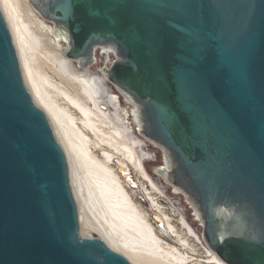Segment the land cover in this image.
<instances>
[{
  "label": "water",
  "instance_id": "obj_1",
  "mask_svg": "<svg viewBox=\"0 0 264 264\" xmlns=\"http://www.w3.org/2000/svg\"><path fill=\"white\" fill-rule=\"evenodd\" d=\"M26 1L51 48L107 82L153 156L146 173L203 245L264 264V0ZM0 264H131L83 221L1 6Z\"/></svg>",
  "mask_w": 264,
  "mask_h": 264
},
{
  "label": "bare ground",
  "instance_id": "obj_2",
  "mask_svg": "<svg viewBox=\"0 0 264 264\" xmlns=\"http://www.w3.org/2000/svg\"><path fill=\"white\" fill-rule=\"evenodd\" d=\"M14 1L0 0V6L18 51L25 82L48 115L69 165L74 167L73 173L70 170L74 190L79 198L81 193L84 197L80 198V208L83 203V209L94 220L89 218L87 227L96 230L105 241L108 238L113 249L131 264H224L202 244L182 216L179 222L186 233L179 232L153 196L154 191L161 190L143 167L153 156L143 152L147 143L135 134V129L125 126L114 113L115 104L104 78L91 70L77 71L62 51L51 48L52 36L42 32L45 20L21 0L28 16L25 19L15 6L20 0ZM33 38L49 51L46 52L63 80L60 83H54L41 68L32 47ZM130 169L149 185L132 179ZM135 195L147 201L146 210L135 201ZM153 216L154 221L158 220L160 234L175 238V245L158 234L151 222ZM197 251L202 260L196 263L193 255Z\"/></svg>",
  "mask_w": 264,
  "mask_h": 264
},
{
  "label": "rangeland",
  "instance_id": "obj_3",
  "mask_svg": "<svg viewBox=\"0 0 264 264\" xmlns=\"http://www.w3.org/2000/svg\"><path fill=\"white\" fill-rule=\"evenodd\" d=\"M17 1H19V0H16V1H14V3L16 2L17 3ZM24 2H25V4L26 5H28V6H30L27 2H26V0H23ZM19 3V4H18ZM17 4H15V6L17 7L16 9H21V10H18V14L19 15H21L22 17H24L25 19H27L28 18V16L26 15L27 13H26V10H24V7H23V3H21V0L18 2ZM22 6H21V5ZM18 5V6H17ZM20 5V6H19ZM20 11V12H19ZM26 15V16H25ZM27 17V18H26ZM39 17V16H38ZM40 18V17H39ZM35 28V27H34ZM31 32V31H30ZM48 36H50V35H48ZM51 37V36H50ZM52 38V37H51ZM34 40V41H33ZM32 41H33V46L32 47H34L33 49H35L34 51V53H35V55H36V59H38L37 61H39L38 63L40 64V66H41V68L44 70V72H46L47 74H48V76L50 77V79L54 82V83H60L61 81H63L62 80V78L61 77H59V75L57 74V70H56V68L54 67V65H53V60H52V58H50V56L48 55V53L47 52H49V51H47L45 48V46H43L42 44H40V42H38V40L36 41V39L35 38H33L32 39ZM35 42V43H34ZM35 44H37V46L35 45ZM41 45V46H40ZM45 49L44 51H42L43 49ZM47 51V52H46ZM45 53V54H44ZM44 55H48L47 56V58H45V56ZM46 59V60H45ZM47 59H49V60H47ZM52 61V62H51ZM52 63V64H51ZM54 68V69H53ZM88 70V69H87ZM57 74V75H56ZM101 75V74H100ZM61 79V80H60ZM135 134L137 135V133H136V131H135ZM138 136V135H137ZM146 142V141H145ZM67 157V156H66ZM150 160H152V158L151 159H149V161ZM69 163V162H68ZM69 167H70V170H71V172L73 173L74 172V167H73V165H72V163H71V165H69ZM71 172H70V174H71ZM74 175V174H73ZM130 176L132 177V179H134L137 183L139 182V183H144V180L140 177V175L137 173V172H135L134 170H132V169H130ZM138 180V181H137ZM144 184H146V185H149L148 183H144ZM149 189L151 190V187L149 186ZM81 192V191H80ZM78 194H79V192H78ZM80 195V198H84L83 197V194L81 193V194H79ZM161 195V196H160ZM153 196L155 197V198H157V200H158V202H159V204H161L163 207H164V209H165V211H166V213L170 216V218L172 219V223H173V225L174 226H176V228L178 229V231L179 232H182V233H186V231H185V229L184 228H182V226H181V224H180V222H179V220H180V217H181V214L178 212V210L172 205V203L166 198V196L162 193V192H153ZM135 201L138 203V204H140L145 210L148 208L147 207V201L146 200H144V199H142L141 197H137V195H135ZM79 198V199H80ZM145 201V202H144ZM161 202V203H160ZM146 203V204H145ZM80 206H81V202H80ZM87 209V208H86ZM81 211H82V218H83V221L85 222V224L87 225V226H89V223L88 222H90V217H89V211L88 210H84L83 209V203H82V207H81ZM173 212V213H172ZM90 218V219H89ZM153 218H154V216L151 218V222L153 223V225L156 227V229H157V232H158V234L159 235H161L162 236V234H160V230H159V228L157 227V221L158 220H156V221H154L153 220ZM91 221H94V220H92L91 219ZM106 238H107V236H105ZM104 237V238H105ZM163 238H165L164 240H166V241H168L170 244H172V245H175V242H176V239L175 238H171V237H165L164 235L162 236ZM108 239V238H107ZM107 239H106V241H107ZM109 240V239H108ZM189 240L191 241V243H195L193 240H192V238H189ZM111 241H112V239H111ZM107 242H109V241H107ZM113 242V241H112ZM110 243V242H109ZM114 243V242H113ZM112 246H113V244L112 243H110ZM115 244V246L118 248V246L116 245V243H114ZM203 244V243H202ZM114 247V246H113ZM199 250H202V249H199ZM118 251V250H117ZM200 251H197V252H195L194 253V255H193V257H194V260H195V262L197 263V261L199 262L200 260H202L201 258H200V254H201V252L199 253ZM197 253V254H196ZM204 252L202 251V254H203ZM204 255V254H203ZM202 258L204 259V260H206V258H204L203 256H202ZM131 262V261H130ZM135 264V262H132V264ZM149 264V263H148Z\"/></svg>",
  "mask_w": 264,
  "mask_h": 264
},
{
  "label": "flooded vegetation",
  "instance_id": "obj_4",
  "mask_svg": "<svg viewBox=\"0 0 264 264\" xmlns=\"http://www.w3.org/2000/svg\"><path fill=\"white\" fill-rule=\"evenodd\" d=\"M165 163L159 164V165H155L152 168V171H154L155 173H157V171H160L162 168H164Z\"/></svg>",
  "mask_w": 264,
  "mask_h": 264
}]
</instances>
